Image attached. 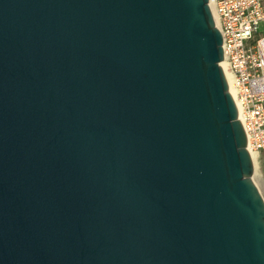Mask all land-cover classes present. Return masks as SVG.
<instances>
[{
	"label": "water",
	"instance_id": "95a60500",
	"mask_svg": "<svg viewBox=\"0 0 264 264\" xmlns=\"http://www.w3.org/2000/svg\"><path fill=\"white\" fill-rule=\"evenodd\" d=\"M208 0H0V264H264V196Z\"/></svg>",
	"mask_w": 264,
	"mask_h": 264
},
{
	"label": "built area",
	"instance_id": "2783aa9c",
	"mask_svg": "<svg viewBox=\"0 0 264 264\" xmlns=\"http://www.w3.org/2000/svg\"><path fill=\"white\" fill-rule=\"evenodd\" d=\"M222 37L233 99L255 156L264 150V2L208 0ZM262 23L263 29L259 26Z\"/></svg>",
	"mask_w": 264,
	"mask_h": 264
},
{
	"label": "rangeland",
	"instance_id": "374dc122",
	"mask_svg": "<svg viewBox=\"0 0 264 264\" xmlns=\"http://www.w3.org/2000/svg\"><path fill=\"white\" fill-rule=\"evenodd\" d=\"M259 29H263L262 23H260ZM253 176L258 184L264 188V150H261L254 158Z\"/></svg>",
	"mask_w": 264,
	"mask_h": 264
},
{
	"label": "bare ground",
	"instance_id": "6f19581e",
	"mask_svg": "<svg viewBox=\"0 0 264 264\" xmlns=\"http://www.w3.org/2000/svg\"><path fill=\"white\" fill-rule=\"evenodd\" d=\"M220 64H221V66H222V68H223V70H224V74L226 75V77H227V79H228V82H229V91H230V93H231L232 96H233V89H232V87H231V85H230V76H229V74H228V71L226 70L225 65H224L223 62H221ZM238 118H239V116H238ZM250 154H251V156H252V160H253V162H254L255 154H254L253 152H250ZM256 182H257V181H256ZM257 183H258V182H257ZM258 186L260 187V190H261V192H262V194H263V196H264V188H262L259 184H258Z\"/></svg>",
	"mask_w": 264,
	"mask_h": 264
},
{
	"label": "crops",
	"instance_id": "0c3cea01",
	"mask_svg": "<svg viewBox=\"0 0 264 264\" xmlns=\"http://www.w3.org/2000/svg\"><path fill=\"white\" fill-rule=\"evenodd\" d=\"M263 2H264V0H263Z\"/></svg>",
	"mask_w": 264,
	"mask_h": 264
}]
</instances>
